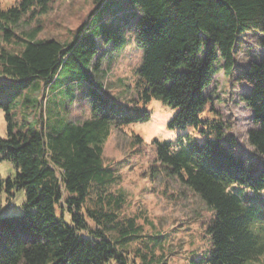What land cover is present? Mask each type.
Returning <instances> with one entry per match:
<instances>
[{
    "label": "trees",
    "instance_id": "1",
    "mask_svg": "<svg viewBox=\"0 0 264 264\" xmlns=\"http://www.w3.org/2000/svg\"><path fill=\"white\" fill-rule=\"evenodd\" d=\"M50 2L14 0L0 7V108L7 125L0 161L10 160L15 169L0 175V206L2 193H25L20 213L0 212V264L168 263L155 251L162 234L144 233L135 216L122 214L121 175L102 158L111 126L149 118L139 104L152 97L177 108L166 123L177 135L152 138L149 175L178 179L212 213L209 247L186 264H264V161L249 166L217 111L201 114L210 103L203 90L221 60L227 75L247 85L240 95L256 124L248 140L264 158V0H95L66 40L38 35ZM122 14L132 20L120 21ZM23 20L38 23L17 32ZM129 23L143 56L138 96L120 102L98 78V49L123 47ZM248 33L263 53L234 70ZM62 71L86 86L91 116L81 122L60 115L51 120L46 103L43 111V102L30 94L48 89Z\"/></svg>",
    "mask_w": 264,
    "mask_h": 264
},
{
    "label": "rangeland",
    "instance_id": "2",
    "mask_svg": "<svg viewBox=\"0 0 264 264\" xmlns=\"http://www.w3.org/2000/svg\"><path fill=\"white\" fill-rule=\"evenodd\" d=\"M14 0H0V7H6ZM95 0H51L46 14L39 18L42 37L54 36L60 40L69 39L79 23L86 20L94 8ZM106 17V13H104ZM95 20V19H94ZM132 20L130 14H122L120 21ZM38 21L23 20L17 32L27 31ZM126 43L119 49H110V45L100 44L98 56L101 62L98 78L103 83L106 93L114 100L131 102L137 98V68L143 56L142 45L136 41L131 24L125 30ZM243 46L234 55V70L247 64L249 60H258L263 53L256 43V35L248 33L242 36ZM221 60L215 64L212 81L203 93L210 99L205 105L202 115L209 114V107L217 111L225 122L226 134H233L237 145L235 150L247 164L257 169L264 161L248 140L249 129L256 126L252 120L251 110L241 98L247 88L243 81L234 75H227ZM57 80L46 90L39 88L31 91V96L43 102L42 110H46L53 120L56 115L81 122L91 116V104L88 101L86 86L82 82L72 80L70 73L62 71ZM149 109L150 117L134 120L122 126H111L110 133L103 145L102 158L105 164L111 163L120 173L119 186L124 191L126 200L121 210L124 215H133L143 227L144 233L162 234V246L156 252L166 256L167 264H186L190 257L202 253L210 245L206 226L211 216L199 195L181 183L178 179L157 174L150 176L151 164L155 159L151 140L175 139L176 129L166 123L175 113V107L161 98L152 97L147 102L140 101ZM30 118L36 116V109L31 107ZM45 113V112H44ZM4 111L0 108V136L7 135ZM139 134L142 140H135ZM14 165L8 159L0 161V175L8 177L14 173ZM23 189L14 191L10 198L2 193L1 213H20L25 198Z\"/></svg>",
    "mask_w": 264,
    "mask_h": 264
}]
</instances>
